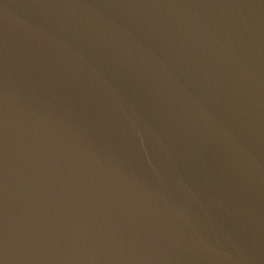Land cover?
I'll list each match as a JSON object with an SVG mask.
<instances>
[{
  "label": "water",
  "instance_id": "obj_1",
  "mask_svg": "<svg viewBox=\"0 0 264 264\" xmlns=\"http://www.w3.org/2000/svg\"><path fill=\"white\" fill-rule=\"evenodd\" d=\"M0 264H264V0H0Z\"/></svg>",
  "mask_w": 264,
  "mask_h": 264
}]
</instances>
